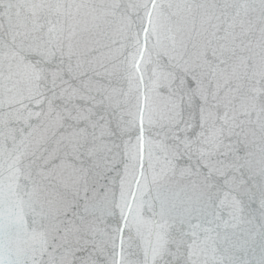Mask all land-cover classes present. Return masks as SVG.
Here are the masks:
<instances>
[{
  "label": "snow or ice",
  "instance_id": "1",
  "mask_svg": "<svg viewBox=\"0 0 264 264\" xmlns=\"http://www.w3.org/2000/svg\"><path fill=\"white\" fill-rule=\"evenodd\" d=\"M0 264H264V0H0Z\"/></svg>",
  "mask_w": 264,
  "mask_h": 264
}]
</instances>
